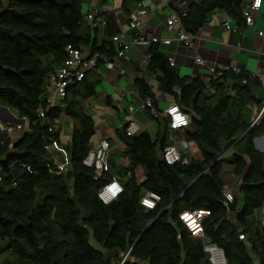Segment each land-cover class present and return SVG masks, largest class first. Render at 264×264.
I'll return each instance as SVG.
<instances>
[{"label":"trees","instance_id":"16d2710c","mask_svg":"<svg viewBox=\"0 0 264 264\" xmlns=\"http://www.w3.org/2000/svg\"><path fill=\"white\" fill-rule=\"evenodd\" d=\"M182 1L187 10L175 11L192 34L217 11L239 28L245 23V0ZM86 2L0 0V103L28 123L16 139L0 140V258L13 255L8 264H212L204 249L207 240L223 249L226 264H264V223L257 216L264 205V151L254 142L264 134V117L252 125V107L260 109L264 97L247 71L225 70L208 86L198 76L180 75L161 43L148 46V70L158 91L173 96L191 115L193 129L187 135L199 156H190L189 163L169 164L162 158V149L171 143L169 117L156 107L157 131L128 135L126 125L120 128L117 136L129 164L110 162L109 171L95 179V169L83 162L95 123L79 101L95 92L98 78L90 70L67 87L63 106L39 115L50 75L69 57V45L116 54L112 38L119 31L107 24L99 44L85 18ZM127 2L123 8L130 13ZM138 83L150 90L145 81ZM66 116L74 121L69 144L61 145L70 164L59 172L55 157L62 153L46 146L59 142L54 127ZM226 164L240 180V196L227 204ZM138 166L144 170L142 181L135 175ZM116 176L124 178L123 191L105 203L99 190ZM147 190L161 196L152 208L141 203ZM183 210L209 211L202 218L203 237L191 233L180 217Z\"/></svg>","mask_w":264,"mask_h":264},{"label":"crops","instance_id":"0c3cea01","mask_svg":"<svg viewBox=\"0 0 264 264\" xmlns=\"http://www.w3.org/2000/svg\"><path fill=\"white\" fill-rule=\"evenodd\" d=\"M123 1L87 0L84 9L86 12L95 5H110L111 8L105 12L107 24L112 26L116 32L123 31L126 41H132L136 34V29L129 24L131 14L143 10L140 14L143 21L142 29L171 39L169 43L161 42V49L169 59H174V65L180 75L198 76L208 84L211 80L209 68L196 62V57L201 56L217 67L235 65L248 73H255L251 79L257 85L258 95L264 97V37L257 32V28L264 27V1L260 8L251 10L253 23L245 22L240 28L237 22L225 12L212 13L208 21L192 38V47L180 44L175 39L177 32L170 30L166 24L167 17L175 11V8L186 11L188 3L182 0H140L139 2L128 0L127 5L131 9V12L128 13L123 8ZM250 4L251 0L244 1V7L249 10L251 9ZM225 21L229 22V29L223 26ZM94 29H91V32L97 36L99 44H101L106 37V28H98L95 31ZM83 50L90 52L88 48H83ZM148 57V47L133 45L130 54L119 64L124 70L123 72L117 67L111 68L103 63L97 69L90 70L89 75L98 78L95 92L93 95L79 100L95 123L91 148L97 147L99 141L106 137L111 145L110 162L112 165L127 166L129 164L128 158L122 155L125 144L117 136L118 130L128 121L127 107L130 104L134 105L133 116L139 121L141 130L155 133L158 127L156 118L152 116L149 109L143 110L140 104L154 95L156 107L164 111L171 102L175 101L173 96L158 91L155 75L148 70ZM138 80L145 81L150 90H141ZM11 111L21 117L16 111ZM0 114L4 120L8 121L6 124L11 123L9 122L11 117L1 109ZM73 125L74 121L67 116L63 120L57 121L55 129L59 131V143L62 146L69 144ZM1 128L0 130L3 129ZM192 129L193 126L190 125L186 129V133ZM23 130L17 131V137L22 134ZM254 142L259 149L264 151V134L257 136ZM190 146L193 155L199 152L194 142L191 141ZM191 150L188 149L189 155H192ZM231 152L232 149L229 148L225 156H229ZM224 174L227 177L226 179L224 176V180L226 183H230L235 196L239 197L240 180L232 173L231 164L224 165ZM135 175L139 181L144 179V170L141 166L135 169ZM118 178L119 180L124 179ZM257 216L264 223V205L257 210Z\"/></svg>","mask_w":264,"mask_h":264},{"label":"built area","instance_id":"2783aa9c","mask_svg":"<svg viewBox=\"0 0 264 264\" xmlns=\"http://www.w3.org/2000/svg\"><path fill=\"white\" fill-rule=\"evenodd\" d=\"M264 0H251L250 10L246 7L243 9V14L245 16V22L248 24L253 23V17L251 15L252 9H258L261 7ZM111 8L110 5H95L85 12L86 20L91 24V27L94 29L105 28L107 25V17L105 12ZM143 12V10L141 11ZM141 12L132 13L129 24L131 27L136 29L135 37L132 41H126L124 39L123 31L118 32L113 36V42L116 45V54L114 56H107L105 53L95 51L90 53L84 51L81 48H75L71 45L68 46L69 57L65 60V63L58 67L49 78L48 83V94L46 99V106H40L38 108L39 115L45 117V112L49 109L50 106L55 105H64V98L67 95V87L74 84L77 81L83 79L85 74L89 70L97 69L100 64H106L111 68H118L121 72L124 70L119 65L122 60H124L131 51L133 45L148 47L152 42H165L169 43L170 38L161 37L151 32L144 31L142 29V18L140 16ZM167 27L170 30L177 32L175 39L180 43L184 44L187 47H192L193 42L192 38L195 34L188 32L180 24V16L177 11H173L167 17ZM223 26L229 29L230 24L228 21L223 22ZM257 32L260 36L264 37V27L257 28ZM171 64L174 65V59H169ZM196 62L200 65L207 66L211 73V80H216L220 78L225 70L232 69L235 72H239L241 68L233 66H223L217 67L210 64L207 59L197 56ZM255 76V73H250V79ZM246 79L243 81L245 82ZM264 81V80H263ZM210 82L208 83V86ZM228 93L235 94V90L228 88ZM140 107L144 109H149L153 115L157 116V109L155 106V96L154 98L148 97L141 104ZM253 116H252V125L258 123L264 117V100L262 107L260 109L257 106H253ZM129 113V118L125 128V131L128 135L137 134L141 130V125L139 121L133 116L135 112V107L133 104H130L127 107ZM164 114L169 117V133L171 143L166 145L162 151V158L169 164L176 163L181 161L182 163H189L190 155L188 154V149L190 148V139L186 133V129L191 125V115L183 111L180 106L175 102H171L165 109ZM23 124H27L25 128L28 127L27 121ZM20 125V124H19ZM55 129V127H54ZM50 130H53L51 127ZM47 149H57L61 151L62 158L55 157V162L58 166L59 172H62L67 169L70 164V158L67 151L61 146L57 140H53L49 145L46 146ZM110 150L111 145L109 140L106 137H103L97 147L91 148L83 162L92 166L95 169L94 178L98 179L102 175H105L110 169ZM1 178V176H0ZM123 191L122 182L114 177L110 181H107L99 190V197L105 202L109 203L116 199L119 194ZM224 202H233L235 199V192L233 188L225 183L224 188ZM161 196L151 190L145 191L144 195L141 198V203L149 208L155 206L156 202L160 200ZM208 210H183L180 213V217L187 224L191 233L193 235L203 237V228H202V218L204 215L208 214ZM189 216H193L189 218ZM243 237V235H240ZM204 249L209 255V260L212 264H226V258L223 252V249L216 245L215 243L205 240Z\"/></svg>","mask_w":264,"mask_h":264},{"label":"rangeland","instance_id":"374dc122","mask_svg":"<svg viewBox=\"0 0 264 264\" xmlns=\"http://www.w3.org/2000/svg\"><path fill=\"white\" fill-rule=\"evenodd\" d=\"M0 125H1L0 128L1 127H4V128H6L8 130L7 136L12 137L13 139H15L17 137V131L23 130V129H25V126H27V124H20L19 125V124H12V123L5 124V125L0 124ZM153 134H154V132H153ZM190 150H191V146H190ZM191 153L193 155L192 150H191ZM192 155H190V156H192ZM193 156H197L198 157L199 156V152H197ZM224 176L227 179V177H226L225 174H224ZM228 176H230V175H228ZM228 184H230V183H228ZM13 257H14L13 255L2 256L0 258V264H8V261H12L13 260Z\"/></svg>","mask_w":264,"mask_h":264},{"label":"water","instance_id":"95a60500","mask_svg":"<svg viewBox=\"0 0 264 264\" xmlns=\"http://www.w3.org/2000/svg\"><path fill=\"white\" fill-rule=\"evenodd\" d=\"M0 109L6 113L7 115H9L11 117V123L14 124H23L26 122V118L25 117H18L16 114H14L10 108L6 105L0 104ZM0 121H2L0 124H6L8 123V121L3 119V116L0 114ZM3 129L0 130V140L4 139L6 137V134L8 132V130L4 127H2Z\"/></svg>","mask_w":264,"mask_h":264},{"label":"bare ground","instance_id":"6f19581e","mask_svg":"<svg viewBox=\"0 0 264 264\" xmlns=\"http://www.w3.org/2000/svg\"><path fill=\"white\" fill-rule=\"evenodd\" d=\"M193 216H191L190 218H192Z\"/></svg>","mask_w":264,"mask_h":264}]
</instances>
